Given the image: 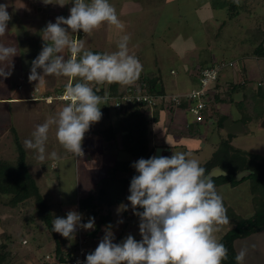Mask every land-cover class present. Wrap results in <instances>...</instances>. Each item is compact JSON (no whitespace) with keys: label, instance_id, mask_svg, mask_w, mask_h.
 I'll return each instance as SVG.
<instances>
[{"label":"rangeland","instance_id":"obj_1","mask_svg":"<svg viewBox=\"0 0 264 264\" xmlns=\"http://www.w3.org/2000/svg\"><path fill=\"white\" fill-rule=\"evenodd\" d=\"M104 1L105 6L101 7L103 1L100 2L95 15L116 20L113 32L107 35L104 28L97 29L95 33L86 29L84 40L79 47L78 44L76 46L78 55L75 61L67 59V56L64 60L58 59L50 55V49L54 50V46H45L46 49L42 48L41 54L42 59H45L43 62H47L45 73L37 71L35 77H22L27 76L22 73L30 72L32 65L29 60L34 59V51L44 44H40V37L34 39L35 44L31 43L29 54L23 51L17 53L18 43H21V49L24 47L22 42H16L12 36L11 39H5L10 41L3 45V57L0 56V89L3 90L8 83L17 86L18 82L30 81L31 84L27 88L18 86L20 94L12 93L15 95H12L15 102L8 98L11 96L10 91H0V158L9 162L16 160L18 155L13 142L15 129L29 155L31 172L39 182H44L40 180L41 170L45 175L42 163L46 162L50 171L49 164L55 161L61 170L52 179L56 180L59 189H52L50 192L42 190L49 201H74L87 197L92 192L97 195V184L110 177L117 161L128 158L124 153L125 133L119 128L134 111L133 107L129 105L118 110L112 102L108 115L105 113L102 120L96 117L102 108V102L89 110L79 108L81 117L89 116L93 121L87 125H90L91 133L85 136V143L76 153L77 149L69 142L68 118L71 111L64 103L44 99L47 94L59 92L70 80L81 83L85 89H91L98 84V77H103L116 68L132 66L133 74L127 80L125 71L120 74L124 77L121 81L123 89L131 84L136 93L141 94V78L161 77L167 97L184 96L199 89V79L194 75L205 64L218 65L219 60L232 61L234 65L219 76L220 88H215V84L210 85L207 100L210 107L204 110L202 121L188 115L185 107H174L167 103V115H164L165 119L162 117L160 126L152 122L156 117V109L148 108L146 116L152 122L149 126L151 147L172 150L164 154L162 161L160 181L161 185L167 187V192L157 196L151 206L143 210L141 207L134 209L131 206L136 189L134 185L127 186L118 195L114 189L112 199H117L118 203L110 209L104 207L100 213L112 214L110 227H106L93 244L101 264H131V259L137 257L140 244L142 250L139 255L143 260L138 264H157L160 258H165L172 252L180 259L181 264H192L194 259L200 257L202 251L199 248L206 245L208 248L203 250L202 255H208L210 250L219 247L220 239L235 227L232 220L226 217L227 206L242 217H250L256 212L255 196L249 183L244 182L238 187L223 185L217 189L221 200L214 199L210 205L204 202L205 191L194 179L198 169L219 150L220 143L228 140L229 136L216 131L218 116L212 115L217 112L222 114L221 112H228L230 109L236 111V100L232 99L233 96H226L227 90H232L229 82L234 83V80L236 84H242V79L249 81L250 86H246L249 87V95L245 103L249 104L253 100L254 113L249 109L251 121L243 129L248 133L238 132V139H232L231 144L237 150L264 157V60H258L253 55L264 37V0H238L241 13L239 17L229 21L226 8L217 7V12L212 14L210 21L202 25L197 20L198 11L192 12V4L207 0H189L181 6L175 1L169 6L164 4L162 8V0H148L141 8L142 11L126 14V17H123L121 10L127 0ZM158 1L160 4L157 12H150V8L153 9ZM223 1L225 0H218V5ZM178 8L188 13L179 16ZM201 11L199 16L205 17V9L202 8ZM176 16H179L178 21L175 20ZM171 18L174 20L168 21ZM226 20L227 24L220 30ZM48 27L47 33L52 34L56 25ZM42 28L43 31L47 30V25L43 24ZM0 42L3 40L0 39ZM130 47L134 48L131 50L133 54H118ZM67 54L70 57L69 50ZM245 57L258 62L263 71L249 77L247 70L252 71L251 65L246 63L244 66V62L240 64ZM39 66L44 69L43 64ZM240 73H244L243 78L238 76ZM233 74L237 78L233 79ZM258 80L263 85L260 86ZM228 83L229 86L226 85ZM100 85L99 88L102 86ZM253 89H258L261 93L255 92L250 97ZM216 95L221 100H226L223 105L227 106L215 102ZM186 118L187 123L184 120ZM112 129L116 130L117 135L112 141H107L105 138L110 137ZM169 142L172 147H168ZM64 156L66 158L62 160ZM56 164L52 165L54 169L57 168ZM185 164L187 180L182 181ZM171 168L174 170L172 173ZM50 174L53 175L51 172ZM130 175L119 173L117 178L123 180ZM8 199L9 196H3L0 200V246H6L3 252L9 253V263L57 264L54 242L37 217L34 200L31 199L24 208L15 209L6 205ZM68 213V218L72 220L69 230L73 241L81 237V232L94 229L92 225L88 230L82 226L80 219L77 220L74 216L77 211L68 210ZM27 218H31L32 222H27ZM235 248L241 264H264V232L238 240Z\"/></svg>","mask_w":264,"mask_h":264},{"label":"trees","instance_id":"obj_2","mask_svg":"<svg viewBox=\"0 0 264 264\" xmlns=\"http://www.w3.org/2000/svg\"><path fill=\"white\" fill-rule=\"evenodd\" d=\"M217 2L218 0L213 1V7L217 8L221 6V8H226L228 21L239 17L241 9H239L240 3L238 0H225L221 2L220 5H218ZM227 20L223 23L220 30L225 27L228 22ZM253 55H255L257 59L264 60V37L261 43L256 47ZM230 64H233V62L229 60H226L225 62L218 61V65H226L223 68V71L229 68ZM218 65L217 63L205 64L197 75H194L195 78L199 79V87L201 86L200 76L202 71L214 68ZM97 81L102 82V86L99 90L98 88H94L90 92V96L95 99L94 104L85 105L81 109L89 110L98 102H102V108L96 114V117L99 120H102L104 114L109 113L108 108L109 105H111V102L106 100V97L111 96L115 99L122 98L130 88L131 90H134V86L130 84L123 89V84H121L122 80L108 83V81L101 76L98 77ZM261 82V80H258L257 83L259 84ZM139 83L142 92L141 94H150L154 96L167 95L161 77L141 78ZM66 84L61 87L59 92L66 88ZM219 84L220 77L215 83V88H220ZM77 85L81 86V83ZM239 86L241 87L239 84H231L230 88L234 91L239 89ZM83 90H85L84 87ZM9 100L12 101V98ZM214 101L222 104L226 102V100H221L218 95L215 96ZM208 103L210 104V102H207L206 108L210 107ZM186 106L187 105L184 104L182 107ZM235 106L239 112V117L236 122H242L243 126L249 124L251 116L249 115L248 108L246 109V103L244 101H239L235 103ZM132 107L134 111L131 113L128 120H126V122L119 128L120 131L125 133L123 137L125 143L124 153L127 154L128 158L123 161H117L112 168L110 177L97 184L99 189L97 195L92 192L89 193L87 197L78 200V220L80 219L82 226H85L87 230L88 228L90 229L91 225L94 226L93 230H88L83 233L87 242L85 247L88 249V253L91 257L98 255L93 248L95 240L100 238L101 233L105 231L106 227H110L109 223L112 220V214L109 213L103 215L100 213L104 207L110 209L115 203H118L117 199H112L114 196H112L114 189L118 195L123 193L122 191L127 186L134 185L136 189L131 201V206L134 209H140L152 159L156 150L151 147L149 126L152 122L162 126V117L165 119V116L167 115L166 109L162 106H156V117L151 122L146 116V112L149 111L148 108L139 103L133 104ZM216 115L218 116L217 131H220L221 129H224V124L229 117L221 115L219 112L215 113V116ZM90 119L93 118L83 115V125L87 126L88 124H91L93 120ZM14 130L13 142L18 156L14 162H9L0 158V200L3 199V196H9L6 205L16 209L24 208L29 201L33 199L36 205L37 217L54 242V255L57 259V264H72L80 245L78 240H72V234L69 230V225L72 223V220L68 218V211L64 210L65 202L63 199L57 202H51L44 196L41 187L30 170V164L28 161L29 155L16 130ZM116 135V130L112 129L110 131V137L105 139L107 141H112L115 139ZM232 139L233 136L231 134L229 135L228 140L220 143L221 147L214 154L212 159L198 169L194 182L205 191L204 202L210 205L213 203L214 199L221 200L217 192L218 188L223 185L238 187L244 182H247L250 184L251 191L255 196L254 201L256 203L255 205H257L256 212L250 217H242L238 215L232 207L227 206L228 211L226 212V217L227 219L232 220L235 227L229 230L220 239L219 247L210 250L208 255H202L203 250H207L208 248L206 245L199 248L198 250L202 251L200 257L194 259L192 264H241L235 248L236 242L264 232V157L251 152L235 149L231 144ZM85 141L86 137L83 136L82 141L78 146L72 145L77 148L76 153ZM172 146L171 143L168 144V147ZM134 160L136 161L134 162ZM43 165L44 164L42 163V166ZM141 170H144V172L141 173ZM170 171V173H172L174 171L173 168H171ZM217 171L220 172L219 175H215ZM119 173L131 175L128 178L119 180L117 178ZM186 176L187 166L185 164L181 180H187ZM116 185H120V187L117 188ZM256 195L260 196L258 197ZM95 219L98 220L95 222ZM27 222L31 223V218H27ZM24 243L26 244L27 242ZM140 245L139 249H137L139 252L142 250V246ZM4 249H6V246L1 245L0 264H10L9 253H4ZM139 252L136 258L131 259V264H138L143 260L141 255H139ZM157 264H181V262L175 253L172 252L167 257L160 258Z\"/></svg>","mask_w":264,"mask_h":264},{"label":"crops","instance_id":"obj_3","mask_svg":"<svg viewBox=\"0 0 264 264\" xmlns=\"http://www.w3.org/2000/svg\"><path fill=\"white\" fill-rule=\"evenodd\" d=\"M175 1L179 2L181 6L183 2H186L189 0H162L161 8L164 4H166V6H169V5L174 4ZM213 1L214 0H207V1H203L202 3L200 2L198 4H192V12L195 10L198 11L197 20L199 21V25L209 22L212 14H214V12H217V8L213 7ZM100 2H102L101 7H104L106 4L104 0H67V1H62V0H0V32H1L0 39L3 40V42H0V56L3 57V52H2V50L4 49L3 45L8 43V41H10V40H5V39H11V36L14 37L16 42H22V44L24 45L23 49H21L20 47L21 43H18V46L16 47L17 53H19L20 51H23L26 54H29V52L31 51L30 45L35 44L34 39H36V37L39 36L40 44H43V43L44 44L41 48H38L34 51L36 52V55H34V59L29 60L31 62L30 65H32L31 70L27 74L22 73V75H27V76H22V77H28V78L35 77L36 75L35 72L37 71H39L40 73L41 72L45 73L44 71L46 69L45 63L47 62H43L45 59L43 58L44 59L43 60L41 56V54L43 53L42 48H44L45 50L46 49L45 46L46 47L54 46L55 48L54 50L50 49V53H51L50 55L55 56L56 58L62 59V60H64L67 56V59H68L67 51L70 47V43L58 42V39L56 38L57 34H61V35L64 34L66 36L71 37L72 40L77 38L78 47H79L80 42L83 41L84 37L86 36V33H87L86 29H88L90 32L92 31L93 33H95L97 29L102 30L104 28L105 30L103 31L108 32L107 35H110V32H113L114 26L116 25L115 24L116 20H114L112 17H110L111 19L110 20L109 17L104 18V17L95 15L96 7L99 8L98 4ZM148 2H149L148 0H127L126 3L122 5L121 12L123 14V17H126V14L132 15L134 13L136 14L139 11H142L141 8L144 7V3H148ZM107 4L110 6V3L107 2ZM159 4H160V1L156 2V5L154 6V8L153 9L150 8L151 9L150 12H157V7L159 6ZM180 8H184V7H180ZM180 8L177 9L179 12V16L185 15L186 13H188L186 10H182ZM202 8H204L206 11L205 17L199 16V13L202 12L201 11ZM179 16H176L175 20L178 21ZM182 17L183 16H181V18ZM173 20L174 18L168 19V21H173ZM43 24L47 25V30L43 31V28H42ZM49 25L50 26L56 25V27H54V32L52 34L47 33V31H49V27H48ZM123 30L126 31L127 29L125 28ZM122 37L126 38V36H122ZM132 49L134 50V48L130 47L127 49V51H124L122 53L119 52L118 54H122L124 56L131 55L129 53L133 54ZM242 60L243 61H240V64L244 62L243 64L245 66L246 63H249L252 67V71L247 70V72L249 73L248 74L249 77L256 74L257 72L263 71V69L260 68V65L258 64V62L252 59H249L248 57L247 58L245 57ZM40 64H43L44 69L40 68L39 66ZM240 70L241 69L239 68L238 71L240 72ZM233 76H234L233 79L237 78L235 74H233ZM238 76H241L243 78L244 73ZM238 79L240 80L241 78L238 77ZM241 81L243 82L242 84H239L241 85V87L239 86V89H236L234 91L227 90V93H226V96H229V98H232L231 96H233L232 99L236 100V102H239V101L246 102V99H247L246 97L247 95H249V91H247L249 87L248 88L246 87V86H250L248 85L249 81H247L246 79H242ZM235 82L236 81L234 80V83H231V84H236ZM3 83H4V80H3ZM229 83L226 85L229 86ZM30 84H31L30 81L28 83L18 82L17 86H14L8 83V85H5V87L2 88L3 90L0 89V91L2 93L3 92L5 93V90L10 91L11 96L8 98H12V102H15L16 99L15 97L14 98L12 97V95H14L12 93H15L18 95L20 94V91L18 90V86H23L27 88V86H29ZM255 92L261 93V91H259L258 89L257 91L253 89L250 92V95H251L250 97H252V94H255ZM248 103L249 104H246V109L247 108L248 110L252 109L251 112H253V108H254L253 100H250ZM221 106H227V105L222 104ZM221 113H222L221 115L228 116L229 117L228 119L232 120L235 123H236L237 118L239 117V112L237 111V109L236 111L230 109L228 112L223 111ZM212 116H215V115H212ZM184 120L186 123L188 122L187 118ZM244 127L245 125L243 126V129ZM220 131H222L224 135H227V136L231 135L229 134L226 127H224V129H221ZM246 133H248V131L246 132L243 130L242 134H246ZM199 134H200V131H199ZM238 135H239L238 132H236L235 134H232V136H236L233 138L234 141L238 139ZM63 158H66V157L65 156L62 157V160ZM43 164H44L43 169H45L44 170L45 175H43V172L41 170L42 177L40 178V180L42 179L44 180V182L41 183L39 182V179H36L39 186L41 187L42 190L43 189L47 190V192L52 191V189L54 190L56 188L59 189L57 186L58 183L56 182V180H52L54 176L61 173L59 166L56 164L55 161H52V163L49 164V168H50V171H49L46 167L47 163L45 162ZM54 164H56V167H57L55 169L52 167V165ZM50 172L53 175H51ZM79 199H76L74 201L65 202V207H64V210L66 211L68 210L77 211V213L74 215L77 220L79 217L78 208H77Z\"/></svg>","mask_w":264,"mask_h":264},{"label":"built area","instance_id":"obj_4","mask_svg":"<svg viewBox=\"0 0 264 264\" xmlns=\"http://www.w3.org/2000/svg\"><path fill=\"white\" fill-rule=\"evenodd\" d=\"M57 39L61 43H73V46L69 49V58L75 61L78 55L76 51L77 38L72 40L69 36H66L64 34H57ZM225 66L219 65V67L216 66L211 69L203 70L200 76L201 86L199 87V89L184 96H154L150 94H137L132 90H128L127 94H125L122 98L115 99L114 97L108 96L106 97V100L111 103L113 102L114 107L118 110L128 107L129 105L131 106L135 103L144 105L146 108H155L156 106H162L165 109H167L168 104H172L174 107L175 105L182 107L185 104L187 105L185 107V110L188 115L190 114L193 117L198 118L197 121H202L204 110L207 107L208 89L211 84L214 85L217 82ZM230 66H233V64H230ZM122 71H125L124 76L126 77L133 72V69L130 66H126L123 69H113L104 76V79L108 81V83H113L117 80H121L124 78L120 75ZM100 84L102 85V82L98 81V84H96L91 89L89 88L83 90L82 86H79L74 83L73 80H70L66 85V88L64 90H61V92L57 91L54 93H49L46 95V97H44V99H47V101H57L60 103H64L70 109L71 114L68 118V133L70 135L69 142L75 146H78L81 143L83 136L89 135L91 133L90 127L83 125V120L80 114L78 113V109L83 108V106L85 105L94 104L95 99L90 96V92L95 87L99 90L98 85ZM259 85L261 86L263 84L260 83ZM81 233V237L78 239L80 247L77 253L75 254L72 264H101V259L97 255L95 257H91L89 255L88 249L85 247L87 242L83 236V233H85V231Z\"/></svg>","mask_w":264,"mask_h":264},{"label":"water","instance_id":"obj_5","mask_svg":"<svg viewBox=\"0 0 264 264\" xmlns=\"http://www.w3.org/2000/svg\"><path fill=\"white\" fill-rule=\"evenodd\" d=\"M243 123L242 122H233L228 119L225 122V127L228 130L229 134H235L236 132L243 131ZM166 152H171L170 148L158 147L155 150V154L152 159L148 180L145 188V192L142 199L141 209H148L153 200L157 196H161L162 194L167 192V187L161 185V172H162V161L164 154ZM220 172H216L215 175H219Z\"/></svg>","mask_w":264,"mask_h":264},{"label":"clouds","instance_id":"obj_6","mask_svg":"<svg viewBox=\"0 0 264 264\" xmlns=\"http://www.w3.org/2000/svg\"><path fill=\"white\" fill-rule=\"evenodd\" d=\"M57 36V35H56ZM57 38V37H56ZM67 43H70V47H69V49L73 46V43L72 42H67ZM77 44H78V41H77ZM77 44H76V46H77ZM68 49V50H69ZM70 51V50H69ZM68 58H69V56H68ZM70 59V58H69ZM132 67V66H131ZM133 73H131L130 75H132ZM130 75H128L125 79H128L129 78V76ZM104 77V76H103ZM122 80V79H121ZM130 90V89H129ZM132 91H134V92H136L135 90H132ZM128 92V91H127ZM127 94V93H126Z\"/></svg>","mask_w":264,"mask_h":264}]
</instances>
